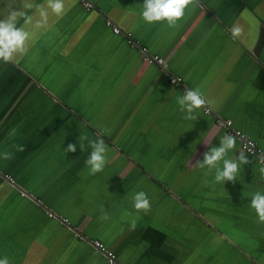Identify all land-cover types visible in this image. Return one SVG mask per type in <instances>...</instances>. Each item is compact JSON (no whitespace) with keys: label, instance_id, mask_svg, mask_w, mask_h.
<instances>
[{"label":"crops","instance_id":"1","mask_svg":"<svg viewBox=\"0 0 264 264\" xmlns=\"http://www.w3.org/2000/svg\"><path fill=\"white\" fill-rule=\"evenodd\" d=\"M90 1L88 11L66 0L19 63L0 61V154L12 153L0 157V258L109 264L91 244L98 240L122 264H264V224L251 208L264 193L261 157L246 153L250 162L225 184L195 165L228 134L214 114L264 157V0H196L174 28L146 23L144 0ZM233 26L242 30L235 38ZM127 33L165 67L146 63ZM187 88L212 101V115L204 107L183 118L177 97ZM97 138L107 162L90 175L88 142ZM236 140L227 158L243 151ZM139 191L151 203L146 214L133 206Z\"/></svg>","mask_w":264,"mask_h":264},{"label":"clouds","instance_id":"2","mask_svg":"<svg viewBox=\"0 0 264 264\" xmlns=\"http://www.w3.org/2000/svg\"><path fill=\"white\" fill-rule=\"evenodd\" d=\"M196 0H144L142 4V18L148 23H167L168 27L174 28L185 17L186 10L193 5ZM0 61L3 63H19L20 58L27 55L33 37L41 30L47 29L51 17L62 18L66 12V0H43L36 3L35 0H0ZM29 12L31 14L29 15ZM23 20L24 24L18 26ZM241 28L233 26L232 36L238 37ZM199 88L186 89L183 96L177 97V104L181 113H184L185 120L197 119V110L211 104ZM15 129L12 135H15ZM88 146L92 149L85 164L90 175H95L104 170L106 165V144L104 139L97 138L90 140ZM236 137L225 134L220 138V146H212L205 152L203 159L197 161L195 165L205 171V177L214 173V182L225 184L227 181H235L240 171L241 165L248 164L245 151H239V155L227 158L228 154L236 149ZM81 151L85 150V145L80 143ZM16 150L23 152L24 146L17 145ZM65 151L75 153L76 144H68ZM5 160L12 158V153L0 154ZM264 176V167L259 169ZM207 179L205 184H207ZM133 206L137 212L145 214L151 210V203L144 191H139L133 196ZM251 208L257 216V223L264 224V193L256 192L251 199ZM108 214L105 212L101 219L107 220ZM0 264H11L9 258H0Z\"/></svg>","mask_w":264,"mask_h":264},{"label":"built area","instance_id":"3","mask_svg":"<svg viewBox=\"0 0 264 264\" xmlns=\"http://www.w3.org/2000/svg\"><path fill=\"white\" fill-rule=\"evenodd\" d=\"M80 3L83 6V8L88 10V11L94 9V5L90 0H80ZM106 25H107V27L111 28L115 34L123 33L122 29L119 26H117L110 19H107ZM126 36L128 37L129 43L131 44V46L133 48H139L140 49L143 60L146 63H148L150 65L155 64L158 66L165 67L166 62H165L164 58H162L158 55L150 54L148 49L141 46L137 41H135L132 38L130 33H127ZM181 83H182L181 78H176V77L171 76V84L172 85H179ZM204 110H205V113L207 115L213 114L212 110L210 108H208L207 106H205ZM214 118L216 121V126H218L219 128L226 129L228 134L235 136L240 141L241 149L243 151H245V153L252 155V156H260L262 164L264 165L263 154H262L261 150L258 148L257 143L254 140L247 137L242 131L233 129L232 120H225L221 116L216 115V114H214ZM5 177L10 184H12L14 186L16 185L15 180L11 176L6 175ZM48 215L50 218L58 219L63 225H65L67 227H70V225H71L67 218H61L57 214H54L53 212H50V211L48 212ZM82 239H83V237H82ZM91 244L96 250H98L104 254V256L107 259L109 264H122V262L117 258L116 254L113 251H110L109 249H107L106 246L101 241H98V240L92 241Z\"/></svg>","mask_w":264,"mask_h":264},{"label":"rangeland","instance_id":"4","mask_svg":"<svg viewBox=\"0 0 264 264\" xmlns=\"http://www.w3.org/2000/svg\"><path fill=\"white\" fill-rule=\"evenodd\" d=\"M34 86H36V85H35L34 81L31 80L30 88H32ZM51 98L54 99L53 96H51ZM46 114L49 116H57V115L59 116V112H50V110L48 108L46 109Z\"/></svg>","mask_w":264,"mask_h":264},{"label":"water","instance_id":"5","mask_svg":"<svg viewBox=\"0 0 264 264\" xmlns=\"http://www.w3.org/2000/svg\"><path fill=\"white\" fill-rule=\"evenodd\" d=\"M17 187H19V186L17 185ZM20 189H22V188H20Z\"/></svg>","mask_w":264,"mask_h":264}]
</instances>
